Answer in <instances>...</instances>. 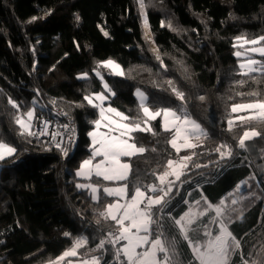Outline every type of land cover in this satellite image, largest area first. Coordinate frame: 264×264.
Returning <instances> with one entry per match:
<instances>
[{"label":"trees","instance_id":"16d2710c","mask_svg":"<svg viewBox=\"0 0 264 264\" xmlns=\"http://www.w3.org/2000/svg\"><path fill=\"white\" fill-rule=\"evenodd\" d=\"M144 5L149 34L139 0H0V140L16 148L13 156L1 161L0 264H48L81 236L88 243L79 257L95 255L101 264H117L112 245L93 251L115 231L113 222L99 216L114 198L101 190L96 202L88 189L77 188L81 182L114 184L76 175L92 153L88 133L99 110L84 96L103 90L97 70L115 93L109 94V103L125 114H141L135 93L141 89L151 109H186L208 134L202 146L186 151L196 155L175 182L170 203L154 217L162 227L153 225V229L163 232L170 245L174 242L179 264L198 261L168 214L178 219L196 201L202 210L206 207L202 197L214 205L221 199L227 202L225 223L241 243L231 264H241V254L249 264L264 258V124H237L228 131L231 105L264 99V74L242 76L235 55L240 49L237 37L264 36V0H144ZM107 60L120 64L125 74L98 67ZM82 73L88 77L80 78ZM169 80L184 93L183 102L171 91ZM241 80L243 86L238 84ZM252 92L259 96L249 95ZM9 98L19 110L8 103ZM29 109L35 110L33 131L40 113L58 124L73 119L79 138L75 144H62L67 156L51 137L19 135L14 117ZM161 123L160 117L151 121L156 135L133 134L137 145L148 151L125 158L132 165L130 193L138 181L158 184L153 173H162L169 159L179 157L168 143L171 133L164 132ZM248 128L261 136L246 141L241 149L238 139ZM58 130L57 125L54 132ZM221 144L231 147V157L221 159L215 151ZM214 214L201 218L193 225L200 231L190 235L204 239V224L215 235L218 224L209 223Z\"/></svg>","mask_w":264,"mask_h":264},{"label":"snow or ice","instance_id":"6c2138e0","mask_svg":"<svg viewBox=\"0 0 264 264\" xmlns=\"http://www.w3.org/2000/svg\"><path fill=\"white\" fill-rule=\"evenodd\" d=\"M139 3L143 14L144 0H139ZM147 27L145 14V28L147 29ZM236 40L240 48H244L245 45H252L251 48L245 49V52L259 53L260 56H264V46L257 47V45L264 42V36L251 40L245 36H239ZM244 54L240 51L235 53L238 58ZM157 59H159V56H157ZM98 67L110 68L112 69V74L115 75L122 76L125 74L120 65L112 60L100 62ZM239 67L242 76H250V74L257 72L264 74V62L250 57L240 63ZM96 75L103 81V76L99 71H96ZM80 78L86 79L87 73L82 74ZM244 83L245 81L243 80L238 82L240 86H243ZM167 84L177 99L183 102L185 99L184 93L173 85V81L169 80ZM103 87L105 92L115 95L106 82H104ZM105 92L84 96V100L89 105L99 110V119L92 121L94 130L88 133L92 138L91 156L81 162L76 172L77 176L87 180L96 177L102 181L112 182L117 185L115 187H101L100 184L93 183L77 184V188L89 189L92 200L96 202L100 200L99 193L101 190L107 197L115 198L99 212V216L103 220L113 222L115 231L109 232L107 238L101 239L93 251L104 250L105 245L109 244L115 249L113 255L117 264H179L175 259L177 253L175 252L174 242L170 245L163 239V232L153 229V225H157L158 228L162 227L159 219L154 217L156 211L163 213L164 208L170 203L169 197L175 182L179 181L181 176L185 174L184 170L188 168L196 153L193 151L190 155L180 156L178 160L169 159L162 173H153L159 184L141 185L138 181L133 186L131 193L129 192L127 181L132 174V165L123 158H129L130 160V158L142 155L148 151L144 146L137 145L133 134L148 132L156 135L150 122L155 121L158 117L162 118V130L171 133V139L168 140V143L177 155L182 150H193L202 146V138L206 139L208 134L199 123L187 114L186 109L183 111L168 107L151 109L147 105L148 97L139 89H137L136 95L139 97L141 114L135 117L120 112L110 105L105 107L104 102L108 99ZM238 95L244 94L238 93ZM249 95L257 97L259 93L252 92ZM199 99L204 100V97L201 96ZM8 103L19 110V105L11 98H9ZM230 111L231 113H246V115H237L234 119L228 120V131L230 132L236 127V121H239L241 126L253 122L264 124V99L233 104ZM64 114L67 115V113ZM34 119H36L34 109H29L23 115L14 117V123L20 129L19 135L38 137L49 134L47 132V121L43 123V128L39 132L33 131L32 122ZM63 127L68 129V125ZM101 129L105 130L102 131ZM58 135H60L58 132L51 133L52 140L56 141ZM260 136V131L255 128H248L239 137L237 146L245 149L246 141ZM69 139L71 140V137ZM193 141L196 142L194 143ZM55 147L67 156V150L62 147L61 142L56 141ZM152 150L155 151V149ZM215 151L219 153L221 159L231 157L233 154L231 147L227 144L219 145ZM15 153V147L0 140V161L6 157L13 156ZM201 166L200 164H195L197 168ZM169 177H174L175 179L170 180ZM237 191H239V185L237 186ZM202 199L206 205L202 210L194 209L190 206L178 219L171 217L170 213L168 214L169 218L183 239L187 241L198 264H231V256L241 248V243L228 230L225 223L226 214L229 212L225 199H221L215 205L209 202L206 197H202ZM185 203L187 204L188 202L185 201ZM231 203L236 204L237 200L233 199ZM196 204L199 205L200 201H196ZM231 211H235V209H231ZM210 212L215 213L214 216H211L209 223L218 224L217 233L214 235L208 224H204L203 234L205 238H193L190 233H198L200 231V229L194 228L193 225L197 224L201 218L208 216ZM239 218L242 219V214ZM100 222L99 219L96 221L97 224ZM65 235L68 236L69 234L65 233ZM122 241L124 242L123 244H121ZM87 243V237L74 238L71 247L55 260H50L48 264H65V261L67 264H101V258L98 256H91L82 261L68 259L79 256V250L84 248ZM117 245L121 246L116 247ZM261 254H264V249H261ZM241 264H249V261L244 259L243 254H241ZM251 264H264V258L253 260Z\"/></svg>","mask_w":264,"mask_h":264},{"label":"rangeland","instance_id":"374dc122","mask_svg":"<svg viewBox=\"0 0 264 264\" xmlns=\"http://www.w3.org/2000/svg\"><path fill=\"white\" fill-rule=\"evenodd\" d=\"M145 14H146V17H147V9H146V7H144V9H143V14H142V22L144 23V27H145ZM148 22V21H147ZM148 24V23H147ZM146 29V28H145ZM146 32H147V34H149V32H150V30H149V26L147 27V29H146ZM239 45V44H238ZM261 46H264V44H260V45H257V47H261ZM252 47V45H245L244 46V48H240L239 50H237V51H240V52H242V53H245L243 56H241V57H239V60H240V62H239V65H240V63H242V62H244L247 58H252V59H255V60H258V61H262V62H264L263 61V59H262V57L263 56H260L259 55V53H252V52H245V49H247V48H251ZM236 51V52H237ZM108 61V60H107ZM112 61H114V60H112ZM115 62V61H114ZM116 64H118L117 62H115ZM118 65H120V64H118ZM120 68L123 70V68H122V66L120 65ZM108 69H110V68H108ZM111 70V72H112V69H110ZM97 71H99L100 73H101V75L103 76V74H102V72H101V70H97ZM257 73H259V72H257ZM82 74H84V73H82ZM82 74H80L79 75V77H81L82 76ZM87 77H88V75H87ZM99 77V76H98ZM100 78V77H99ZM104 82H106L107 83V81L105 80V78H104V76H103V81H102V84H104ZM108 84V83H107ZM109 86V85H108ZM141 92H143L145 95H146V93L143 91V90H141V89H139ZM100 92H105V89H104V87H103V90L102 91H100ZM100 92H97V93H100ZM135 93H137V90H136V92ZM105 94L108 96V99L104 102V106L105 107H107V106H111V107H113V108H115L114 106H112V104H110L109 103V101H110V96H109V94H111V93H107V92H105ZM137 96V95H136ZM147 96V95H146ZM137 98H138V101H139V97L137 96ZM139 103H140V101H139ZM245 103H248V102H245ZM147 105H148V99H147ZM149 106V105H148ZM150 107V106H149ZM117 109V108H116ZM117 110H119V109H117ZM120 111V110H119ZM120 112H122V111H120ZM124 113V112H123ZM237 115H246V113H231L230 114V117L228 118V120L229 119H234ZM192 118V117H191ZM99 119V118H98ZM193 119V118H192ZM194 120V119H193ZM34 121V120H33ZM197 122V121H196ZM151 123V122H150ZM198 123V122H197ZM32 124H33V122H32ZM237 124H239V121H236V125ZM202 127V126H201ZM94 130V129H93ZM92 130V131H93ZM102 131H104L105 129H101ZM91 138V137H90ZM65 142V140H62L61 141V144H63ZM194 143L196 142V141H193ZM12 146V145H11ZM13 147V146H12ZM91 147H92V138H91ZM187 150H182L180 153H179V157L180 156H184V155H187L186 152ZM10 157V156H9ZM179 157H177V158H175V159H173V160H178L179 159ZM7 158V157H6ZM88 159V158H87ZM97 159H99V158H97ZM124 160H126V161H129V160H127V159H125V158H123ZM3 161V160H2ZM0 172H1V161H0ZM79 177V176H78ZM79 178H82V179H85V178H83V177H79ZM169 179L170 180H174L175 178L174 177H169ZM88 183H93V182H81V183H79V184H88ZM93 184H95V183H93ZM159 184V183H158ZM106 186H108V187H115V186H117L116 184H110V185H106ZM240 186H243V183H241L240 184ZM83 189H86V188H83ZM89 190V189H88ZM90 191V190H89ZM236 191V190H235ZM235 191L234 192H232V194L233 193H235ZM240 191V190H239ZM99 195H100V193H99ZM115 199V198H114ZM226 205H227V202H226ZM198 205L197 204H195V207H193L194 209H199V206L197 207ZM215 215V214H214ZM124 242L122 241L121 242V244H123ZM121 245H118V247H120ZM95 256V255H94ZM79 257V256H78ZM91 256H87V255H84V256H82V257H79V258H73V257H70V259L71 260H73V261H82L83 259H88V258H90ZM122 259H123V257H122ZM65 264H67V262H65Z\"/></svg>","mask_w":264,"mask_h":264},{"label":"built area","instance_id":"2783aa9c","mask_svg":"<svg viewBox=\"0 0 264 264\" xmlns=\"http://www.w3.org/2000/svg\"><path fill=\"white\" fill-rule=\"evenodd\" d=\"M57 113L61 114L63 113L60 109L56 110ZM47 121L48 127L47 132L48 135L38 136V137H51V133L54 132V129L59 126L58 135L56 137V141L61 142L62 140H65L69 142L70 144H75L76 141L79 138V132L76 126L73 123V119L71 117H67L66 119L62 120L59 124L54 118H51L49 116H46L44 113H40L37 117L36 124L34 126V131L39 132L43 128V123ZM68 125V129H65L63 126ZM74 130V131H73ZM37 137V136H35ZM71 137V140L69 139Z\"/></svg>","mask_w":264,"mask_h":264}]
</instances>
